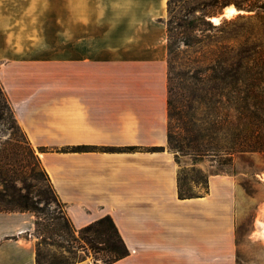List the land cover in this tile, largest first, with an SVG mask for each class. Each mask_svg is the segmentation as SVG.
Instances as JSON below:
<instances>
[{"label": "crops", "instance_id": "1", "mask_svg": "<svg viewBox=\"0 0 264 264\" xmlns=\"http://www.w3.org/2000/svg\"><path fill=\"white\" fill-rule=\"evenodd\" d=\"M168 15L169 0H0V84L73 226L113 218L130 253L112 264H238L236 177L178 195ZM35 230L0 211V264H37Z\"/></svg>", "mask_w": 264, "mask_h": 264}, {"label": "rangeland", "instance_id": "2", "mask_svg": "<svg viewBox=\"0 0 264 264\" xmlns=\"http://www.w3.org/2000/svg\"><path fill=\"white\" fill-rule=\"evenodd\" d=\"M231 5L239 12L228 16L226 8ZM212 17H217L219 22L216 23ZM167 26L171 45L168 87L171 88L172 114L175 117L183 108L188 87L194 82L191 81L192 76L199 69L216 64L218 59L223 66H227L230 51L237 49L247 50L251 54L248 65L259 64L258 56H264V0H169ZM210 85L200 86L209 88ZM256 89L264 96V83ZM194 107L195 118L200 122L205 115L203 104L196 101ZM7 118L6 124L0 121V148L14 132L22 144L17 156L22 158L26 155L22 128L15 126L10 115ZM11 126L14 128L8 129ZM172 129H176L175 119L172 120ZM169 148L179 157L180 177L191 194L204 192L202 185L194 180H205L210 173H229L236 177L241 188L236 218L238 264H264V152H236L230 162L227 157L193 158L171 146ZM30 160L37 165L35 158L30 157ZM223 161L229 163L223 164ZM36 176L34 180L29 178L28 182L33 183L38 191L49 195L50 199L48 203L37 202L41 210V224L34 235L38 242L43 241L40 231L44 228L59 234L41 244L40 262L73 264L85 255L93 260L91 250L80 248L84 242L74 239L78 234L73 231L65 206L55 198L49 182L38 167ZM52 217L58 219L53 220Z\"/></svg>", "mask_w": 264, "mask_h": 264}, {"label": "trees", "instance_id": "3", "mask_svg": "<svg viewBox=\"0 0 264 264\" xmlns=\"http://www.w3.org/2000/svg\"><path fill=\"white\" fill-rule=\"evenodd\" d=\"M168 48L170 53V42H168ZM230 53L226 59L227 62L229 61L227 66H223L218 59L216 64L199 69L198 73L192 76L191 81L194 82L188 87L186 102L183 108L179 110L177 117L172 114L171 88L168 87L169 146L178 152H183L193 158L227 157L230 162L231 157L236 152H264V96L256 89L259 84L264 83V56H258L259 64L254 66L248 65L252 58L247 50L237 49L230 51ZM209 83L212 84L209 88L200 86L201 84L206 86ZM201 90L205 93H201ZM196 101H201L205 111L200 122L197 121L194 114V102ZM219 108H221L220 111ZM8 115L19 129L12 106L0 84V121L6 124ZM174 119L176 120L175 130L172 129V120ZM10 128H14V126L8 127V129ZM21 132L26 144L23 147L26 155L22 158L17 156L22 144L14 136V132H11L9 139L4 143V147L0 148V185L2 186L0 211L33 212L36 215V231H39L41 224L39 213L41 210L37 206V202L48 203L50 196L38 191L33 183L28 182L29 178L33 180L37 178V167L40 168L44 178L49 182L55 198L59 199V197L39 156V152L46 151V149L40 148L36 151L25 132L23 130ZM87 149L91 148L89 146H77L71 148L70 151ZM134 149L135 147H130L127 150ZM30 157L36 159L37 165L30 160ZM176 159L179 162L177 154ZM221 163L229 162L223 161ZM208 177L209 175L206 176L205 180H194L196 184L202 185L204 192L191 194L188 189L186 190L179 172V197L184 199L202 196L208 192ZM51 219L58 218L52 217ZM71 225L74 233L78 234L77 237L74 236V239L84 242L80 248L82 250L89 249L93 253L94 264H112L130 253L110 215H105L81 229H76L72 223ZM40 234L43 236V241L37 242V264H42L39 259L41 244L47 243V240L59 235L57 232H51L46 228L41 230Z\"/></svg>", "mask_w": 264, "mask_h": 264}, {"label": "bare ground", "instance_id": "4", "mask_svg": "<svg viewBox=\"0 0 264 264\" xmlns=\"http://www.w3.org/2000/svg\"><path fill=\"white\" fill-rule=\"evenodd\" d=\"M226 15H228V16H232V15H234L235 13H238L239 11L234 7V6H228L227 8H226ZM212 19L216 22V23H218L219 22V19L217 18V17H212Z\"/></svg>", "mask_w": 264, "mask_h": 264}]
</instances>
